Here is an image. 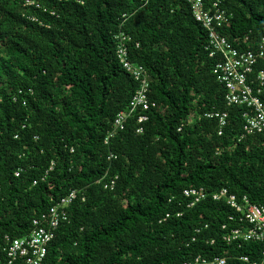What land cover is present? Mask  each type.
<instances>
[{
    "label": "trees",
    "instance_id": "obj_1",
    "mask_svg": "<svg viewBox=\"0 0 264 264\" xmlns=\"http://www.w3.org/2000/svg\"><path fill=\"white\" fill-rule=\"evenodd\" d=\"M32 1L38 7L0 0V264L4 238L29 234L73 190L42 264H264L260 243L223 240L239 226L224 200L190 205L182 193L226 188L264 206V132L241 137L246 109L226 105L219 59L186 0ZM223 8L231 18L218 32L255 49L264 0ZM120 32L154 107L141 124L133 112L105 143L139 85L116 58ZM253 69L255 79L264 60ZM259 89L264 104V80ZM214 111L227 114L220 135L205 117Z\"/></svg>",
    "mask_w": 264,
    "mask_h": 264
},
{
    "label": "built area",
    "instance_id": "obj_2",
    "mask_svg": "<svg viewBox=\"0 0 264 264\" xmlns=\"http://www.w3.org/2000/svg\"><path fill=\"white\" fill-rule=\"evenodd\" d=\"M189 4L194 20L201 24L207 32V45L209 57H218L214 65L213 74L216 80L225 90L224 100L227 106H244L246 111L242 117L243 135L264 132V104L260 100L259 87L264 80V71L261 70L252 78L253 68L257 59L264 60V36H262L256 48H236L222 36L218 30L229 23L231 15L223 8L225 0H186ZM25 5L35 6L32 0H25ZM115 55L122 66L133 80L138 82V88L129 101L127 108L120 111L113 120L112 130L105 138H111L117 131L123 129V124L133 112H141L137 123L141 124L147 120L145 112L154 107L147 97L149 78L141 65L128 60L127 42L129 38L123 33L114 36ZM260 82L259 87L254 82ZM206 118H216L218 122V135L226 124L227 114L225 112L206 113ZM137 132H141L139 128ZM116 179V177L114 178ZM114 180L104 185V188L112 189ZM183 195L192 200L190 205L210 197L213 201L224 200L234 211L229 217L230 221L237 220L238 227L231 229L223 240L227 243L257 242L262 245V256L264 257V206L252 204L246 197L238 199L235 195L228 193L226 188H220L210 195L202 188H189L183 190ZM78 191H71L59 200V203L51 207L39 219L32 220V229L29 234L10 240L4 238V245L1 252L4 253L7 264H42L47 247L55 236V232L61 222L66 221L65 209L76 199ZM222 228H224L222 226ZM247 262L246 257L240 258ZM182 264H225L223 258L214 257L204 259L195 257Z\"/></svg>",
    "mask_w": 264,
    "mask_h": 264
}]
</instances>
